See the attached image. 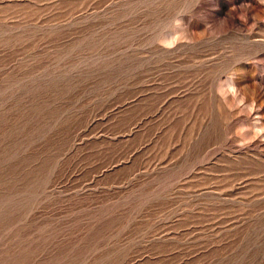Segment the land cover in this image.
I'll return each instance as SVG.
<instances>
[{
    "label": "rangeland",
    "instance_id": "374dc122",
    "mask_svg": "<svg viewBox=\"0 0 264 264\" xmlns=\"http://www.w3.org/2000/svg\"><path fill=\"white\" fill-rule=\"evenodd\" d=\"M0 264H264V0H0Z\"/></svg>",
    "mask_w": 264,
    "mask_h": 264
}]
</instances>
